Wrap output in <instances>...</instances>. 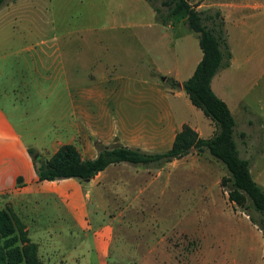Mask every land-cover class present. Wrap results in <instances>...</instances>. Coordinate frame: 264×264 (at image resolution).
I'll use <instances>...</instances> for the list:
<instances>
[{
	"label": "crops",
	"instance_id": "obj_1",
	"mask_svg": "<svg viewBox=\"0 0 264 264\" xmlns=\"http://www.w3.org/2000/svg\"><path fill=\"white\" fill-rule=\"evenodd\" d=\"M189 1L196 9L214 7L222 15L231 58L228 65L211 77L210 87L233 116V139L238 155L248 159L252 178L264 188V169L260 167L264 164V92L263 98L251 93L247 103L244 96L231 97L225 88L231 68H250L252 54L246 52L245 47L251 46L256 36L264 35V31H258L247 15L250 11L264 13V1ZM132 3L145 10L146 15L135 12L104 15L112 24L95 33L96 42L103 41L99 45L55 44L59 37L52 35L51 43H47V38H41L37 48L28 43L0 47V209L17 215L14 208H33V197L39 193H52L64 205L67 203L68 208H74L76 222L85 228L89 226L85 224L86 214L83 209L78 214L76 208H87L89 194L93 208H100L99 198L105 195L104 192H112L111 189L126 191L133 183L137 193L158 188L157 173L164 165L109 163L83 183L72 178L38 179L28 148L35 150L41 158H47L60 145L71 143L81 158H92L96 155V141L102 144L119 142L155 151L167 149L183 123L201 137L212 133L213 123L190 102L180 84L192 73L201 57L196 34L182 21H158L150 5L146 6V0ZM27 7L28 0H7L0 5V34L9 37L15 36L18 28L26 31ZM234 13L240 17L233 18ZM89 18L97 21L103 16L95 14ZM231 21L239 41L236 43L238 51L243 50L241 54H236L229 42L228 23ZM74 62L90 68L87 76L81 77L80 69H71L70 64ZM147 65L152 71L146 70ZM117 67L123 70L115 71ZM165 76L177 80V87H169L164 82ZM123 78L150 83L137 90L138 95L149 103L134 122L122 119L128 115L121 110L117 114L121 119L113 124L114 114L103 104L98 110L97 104L98 101L113 100L119 93L116 81L124 82ZM87 101L92 104L87 106ZM123 178L126 185L122 184ZM69 186L71 190H68ZM220 191L227 198L222 188ZM240 214L260 233L259 259L252 264H264V237L247 214ZM23 224L27 232L28 225ZM30 240L33 241L31 237ZM71 258L75 256L71 255Z\"/></svg>",
	"mask_w": 264,
	"mask_h": 264
},
{
	"label": "rangeland",
	"instance_id": "obj_2",
	"mask_svg": "<svg viewBox=\"0 0 264 264\" xmlns=\"http://www.w3.org/2000/svg\"><path fill=\"white\" fill-rule=\"evenodd\" d=\"M132 1L28 0L26 31L18 28L16 35L9 37L0 34V39L5 41H0V47L28 43L37 48L41 45V38H47V43H51L52 35L59 37L55 39V44L81 47L99 45L103 41L96 42L95 33L112 24L104 15L130 12L146 15L145 10L139 5L134 6ZM158 1L154 3L158 4ZM145 4L150 5L147 0ZM248 13L255 28L264 31V13ZM95 14L103 18L97 21L89 18ZM233 15L234 18L238 14ZM228 38L235 53L241 54L243 50L238 51L236 43L239 41L234 34L232 21L228 23ZM245 50L252 54L250 68H231L225 88L231 97L238 94L249 103L251 93L263 98L264 35L256 36ZM77 63H71V69H80L81 77L87 76L90 68ZM120 68L117 67L115 71H122ZM146 70L152 71L150 65L146 66ZM121 80L124 82L117 80L115 84L119 89L118 95L113 100L106 99L97 104L98 110L104 106L114 114L113 124L121 119L117 116L121 110L128 115L122 119L134 122L149 103L138 95L137 90L148 87L150 83L134 78ZM90 104L92 102H86L87 106ZM260 167L264 169V164ZM225 174L222 163L206 150L199 154L191 150L183 158L164 163L157 173L158 188L155 186L137 193L133 183L126 191L111 189L113 193L104 192L105 195L99 198L100 208H93L89 194L87 208H76L78 214L82 209L86 214L85 224L89 226L85 228L76 222L74 208H68L67 203L64 205L52 193H39L33 197V208H14L18 216L9 213L14 226L19 222L23 227V222L28 225V231L23 232L28 240L31 237L37 242L36 254L42 264L256 263L260 254V233L240 214L243 211L239 206L223 197L219 178ZM65 178L81 183L84 181L75 176L55 179ZM122 184L126 185L124 178ZM71 189L69 186L68 190ZM14 230L17 234V229ZM71 255L75 258H71Z\"/></svg>",
	"mask_w": 264,
	"mask_h": 264
},
{
	"label": "trees",
	"instance_id": "obj_3",
	"mask_svg": "<svg viewBox=\"0 0 264 264\" xmlns=\"http://www.w3.org/2000/svg\"><path fill=\"white\" fill-rule=\"evenodd\" d=\"M6 1L0 0V5ZM147 1L158 21L167 23L181 20L196 34L201 57L192 73L180 84L190 102L213 123L212 133L208 137H201L183 123L174 133L171 145L155 151L119 142L102 144L96 141V155L92 158H81L71 143L60 145L47 158H41L35 150L28 148L36 176L38 179L75 176L85 180L109 163L124 161L158 167L191 150L197 154L206 150L226 170L227 174L219 178V185L226 192L227 199L247 214L264 237V188L252 178L248 159L238 155L233 139V116L226 103L210 87L211 77L218 69L228 65L231 58L222 15L214 7L196 9L189 0H159L158 4L154 3L155 0ZM164 82L171 88H176L178 83L170 76H165ZM14 229H17V234ZM23 231L22 223L14 226L9 211L1 208L0 264H42L36 254V243L28 240Z\"/></svg>",
	"mask_w": 264,
	"mask_h": 264
}]
</instances>
